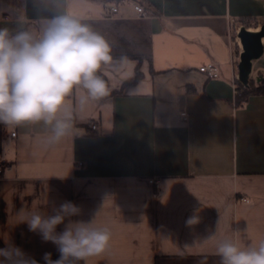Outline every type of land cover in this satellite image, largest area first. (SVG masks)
<instances>
[{
	"label": "crops",
	"instance_id": "0c3cea01",
	"mask_svg": "<svg viewBox=\"0 0 264 264\" xmlns=\"http://www.w3.org/2000/svg\"><path fill=\"white\" fill-rule=\"evenodd\" d=\"M131 1L150 15L126 4L109 16L115 2L104 0H0V29L39 34L72 13L105 37L119 69L111 94L83 111L72 94L73 129L57 143L43 122L0 124V248L56 259L18 211L65 200L82 208L74 219L96 215L110 229L88 264H220L210 237L264 239V95L236 102L238 34L261 30L264 0ZM210 63L219 78L200 72ZM250 79H264V55Z\"/></svg>",
	"mask_w": 264,
	"mask_h": 264
},
{
	"label": "clouds",
	"instance_id": "9594fccd",
	"mask_svg": "<svg viewBox=\"0 0 264 264\" xmlns=\"http://www.w3.org/2000/svg\"><path fill=\"white\" fill-rule=\"evenodd\" d=\"M113 66L109 42L72 13L47 20L39 34L0 29V124L43 122L51 126L48 143L59 142L73 129L69 98L75 92L83 111L90 102L108 97L117 86L110 69H119ZM81 215L82 208L70 200L53 205L51 211L23 207L18 211L19 222L58 253L53 259L45 252L43 264H88L108 250L110 229L99 225L96 215L74 219ZM187 223L195 225L198 220L190 218ZM209 239L215 242L220 264H264V239L247 244L228 235ZM14 257H23V264H40L12 243L0 248V264H9Z\"/></svg>",
	"mask_w": 264,
	"mask_h": 264
},
{
	"label": "water",
	"instance_id": "95a60500",
	"mask_svg": "<svg viewBox=\"0 0 264 264\" xmlns=\"http://www.w3.org/2000/svg\"><path fill=\"white\" fill-rule=\"evenodd\" d=\"M243 52L240 55L238 64V80L244 86H249L250 76L253 71L254 61L259 60L264 55V26L258 32L248 31L245 27L240 29L238 34ZM260 81V79H257Z\"/></svg>",
	"mask_w": 264,
	"mask_h": 264
},
{
	"label": "built area",
	"instance_id": "2783aa9c",
	"mask_svg": "<svg viewBox=\"0 0 264 264\" xmlns=\"http://www.w3.org/2000/svg\"><path fill=\"white\" fill-rule=\"evenodd\" d=\"M126 4H131L134 8V10L143 17H147L150 15V13L143 7V5L137 3V2H132L131 0H121L118 3H115L114 5H112L111 7H107L106 8V13L109 16H114L117 15L119 13V8L121 5H126ZM200 72L207 74V76L211 77V78H219L220 77V71L219 68L216 64L210 63L208 65H205L203 67H201ZM182 116L184 119H186V113H182ZM98 129V125L96 123H93L90 126V130L92 132L97 131ZM13 136H15V133H13ZM1 173V171H0ZM243 201H247L246 199H242Z\"/></svg>",
	"mask_w": 264,
	"mask_h": 264
},
{
	"label": "trees",
	"instance_id": "16d2710c",
	"mask_svg": "<svg viewBox=\"0 0 264 264\" xmlns=\"http://www.w3.org/2000/svg\"><path fill=\"white\" fill-rule=\"evenodd\" d=\"M105 2H115L118 3L121 0H104ZM141 3H143L141 1ZM254 95H264V79H261L259 83L251 80L249 81V86L244 87L239 81H237V97L236 102L238 106L244 104L251 96Z\"/></svg>",
	"mask_w": 264,
	"mask_h": 264
},
{
	"label": "rangeland",
	"instance_id": "374dc122",
	"mask_svg": "<svg viewBox=\"0 0 264 264\" xmlns=\"http://www.w3.org/2000/svg\"><path fill=\"white\" fill-rule=\"evenodd\" d=\"M110 1H112V0H110Z\"/></svg>",
	"mask_w": 264,
	"mask_h": 264
}]
</instances>
